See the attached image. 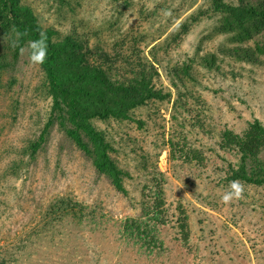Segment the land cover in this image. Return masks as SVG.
Returning <instances> with one entry per match:
<instances>
[{
	"label": "rangeland",
	"instance_id": "obj_1",
	"mask_svg": "<svg viewBox=\"0 0 264 264\" xmlns=\"http://www.w3.org/2000/svg\"><path fill=\"white\" fill-rule=\"evenodd\" d=\"M23 1L41 15L46 25L68 31L76 23L86 31L100 29L108 40L118 33L116 25L110 27L109 23L116 22L122 31L134 23L138 5L153 8L161 0H133L136 4L125 9L121 0H70L73 11L60 6L57 0ZM183 1L182 8L192 6L168 27V15L164 13L153 27L155 32L164 31L155 41L167 37L178 22L203 4L202 0ZM162 2L166 9L161 12H174L181 0ZM212 24V20L203 19L194 26L181 45L172 50L174 60L192 57ZM222 43V35L204 39L200 52ZM149 47L145 49L147 56ZM243 67L236 80L213 72L200 78L196 90L204 97L209 108L206 121L213 127L210 133L196 127L186 136L190 145L204 152L202 163L172 159L167 148L157 147L162 137L160 131L168 137L175 97L161 64V83L171 89L172 95L162 103L155 118L151 114L154 120L146 117L148 123L143 128L134 123L97 122L116 143L121 140L120 147L115 143L119 150L113 156L129 173L124 180V195L94 169L90 159L55 122L37 152L33 156L28 154L30 142L48 120L51 99L41 84L43 72L30 60L29 48L23 47L4 77L7 80L14 76L15 82L0 95V251L21 253L17 264H264V191L245 184L242 199L229 203L222 199L231 182L228 166H235L238 157L218 146L219 132L230 128L241 133L254 119L264 125V71L250 65ZM260 157L264 159V149ZM142 159L164 172L166 203L171 211L178 203L187 208L188 245L175 238L172 224L161 228L163 247L148 255L133 245L124 249L122 241L114 244L113 228L109 225L98 233H68V226L58 224L50 227L46 211L57 196H71L96 206L111 222L139 216L142 182L148 176ZM58 229H63V234H56Z\"/></svg>",
	"mask_w": 264,
	"mask_h": 264
},
{
	"label": "trees",
	"instance_id": "obj_2",
	"mask_svg": "<svg viewBox=\"0 0 264 264\" xmlns=\"http://www.w3.org/2000/svg\"><path fill=\"white\" fill-rule=\"evenodd\" d=\"M57 1L73 11L70 0ZM121 1L124 9L136 4L133 0ZM202 1V6L178 22L167 37L155 41L164 31L155 32L153 27L164 13L168 15V27L192 5L182 8L184 1L181 0L174 12H161L166 9L162 0L153 8L140 4L134 23L127 28L120 31L116 22L109 23L110 27L116 25L118 33L106 40L100 29L86 31L75 23L70 30L62 31L43 23L41 15L23 0H0V95L15 82L14 76L7 80L4 77L13 68L20 50L27 46L30 55L29 42L38 40L41 32L47 36V57L38 65L44 75L41 84L51 99L50 113L38 137L30 142L28 154L33 156L37 152L48 128L55 122L90 159L94 169L105 175L117 191L127 195L124 180L129 173L113 156L121 140L116 143L97 122L134 123L137 128H143L148 123L146 117L152 120L153 114L155 118L162 103L172 95L171 89L161 83L158 72L161 64L175 97L168 137L160 131L162 137L157 147L167 148L172 159L202 163L204 152L190 145L186 136V132L196 127L203 133H210L213 127L206 121L209 108L204 97L196 90L201 84L200 78L206 72H213L236 80L242 75L243 65L264 71V0ZM203 19L213 21L209 34L202 36L192 57L174 60L172 50ZM81 22L80 19L78 24ZM216 35L224 36V43L200 52L203 40ZM148 46L149 56L145 52ZM172 60L175 62L170 64ZM141 114L145 115L144 119ZM219 133L218 146L238 157L235 166H228V178L264 191V159L260 157L264 149V125L254 119L241 133L230 128ZM142 161L148 176L142 182L139 216L111 222L96 206L71 196H57L46 211L50 227L58 224L68 226V233H98L109 225L113 228L114 244L122 241L124 249L133 245L148 255L163 247L161 228L172 224L175 238L188 245L187 208L178 203L171 211L166 203L164 172L151 166L148 160ZM55 233L63 234V229ZM20 255L0 251V264H17Z\"/></svg>",
	"mask_w": 264,
	"mask_h": 264
},
{
	"label": "clouds",
	"instance_id": "obj_3",
	"mask_svg": "<svg viewBox=\"0 0 264 264\" xmlns=\"http://www.w3.org/2000/svg\"><path fill=\"white\" fill-rule=\"evenodd\" d=\"M31 48L30 60L36 64H42L47 57V36L40 33V38L29 42ZM245 193V187L239 180H233L229 183L228 190L223 194L222 199L225 203L233 200L242 199Z\"/></svg>",
	"mask_w": 264,
	"mask_h": 264
}]
</instances>
